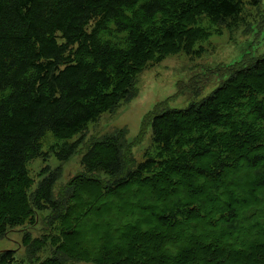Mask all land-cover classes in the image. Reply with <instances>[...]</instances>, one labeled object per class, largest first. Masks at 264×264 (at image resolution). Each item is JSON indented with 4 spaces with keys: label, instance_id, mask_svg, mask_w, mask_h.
<instances>
[{
    "label": "trees",
    "instance_id": "1",
    "mask_svg": "<svg viewBox=\"0 0 264 264\" xmlns=\"http://www.w3.org/2000/svg\"><path fill=\"white\" fill-rule=\"evenodd\" d=\"M257 4L0 0V237L49 209L47 237L23 238L33 254L50 245L36 264H264V53L232 63L199 101L146 115L152 145L133 167L123 134L108 133L62 197L56 169L28 191L44 140L72 137L130 98L138 73L165 56L215 48ZM15 249L0 250V264Z\"/></svg>",
    "mask_w": 264,
    "mask_h": 264
},
{
    "label": "rangeland",
    "instance_id": "2",
    "mask_svg": "<svg viewBox=\"0 0 264 264\" xmlns=\"http://www.w3.org/2000/svg\"><path fill=\"white\" fill-rule=\"evenodd\" d=\"M247 21L230 37L226 32L214 37L215 48L200 56L174 53L144 68L136 77L134 94L130 98L123 99L96 120L88 122L72 137L56 139L49 136L44 140L41 153L28 162L35 178L28 188L29 194L33 195L38 181L48 170L56 169L59 178L54 185V195L62 197L70 177L83 171L81 156L88 145L108 133L123 134L124 152L128 153L127 168L143 160L152 145V130L145 120L146 115L163 107H185L192 101H199L228 76L232 63L246 62L264 53V0H258V4L250 8ZM78 137L82 141L75 151L64 159L59 158L57 151ZM48 214L49 209L41 210L35 223L15 225L0 237V250L16 248L17 258L13 264H18L21 259L27 264H36L38 258L51 251L46 243L37 254H33L23 240L25 232L47 237L44 234L48 233ZM73 263L94 264L84 259H76Z\"/></svg>",
    "mask_w": 264,
    "mask_h": 264
}]
</instances>
